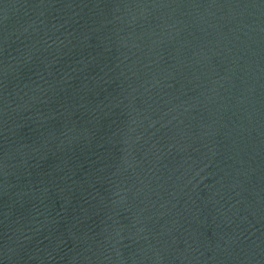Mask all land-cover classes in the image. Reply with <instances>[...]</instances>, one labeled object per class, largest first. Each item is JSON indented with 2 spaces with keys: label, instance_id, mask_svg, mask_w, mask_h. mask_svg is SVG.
<instances>
[{
  "label": "water",
  "instance_id": "obj_1",
  "mask_svg": "<svg viewBox=\"0 0 264 264\" xmlns=\"http://www.w3.org/2000/svg\"><path fill=\"white\" fill-rule=\"evenodd\" d=\"M0 264H264V0H0Z\"/></svg>",
  "mask_w": 264,
  "mask_h": 264
}]
</instances>
